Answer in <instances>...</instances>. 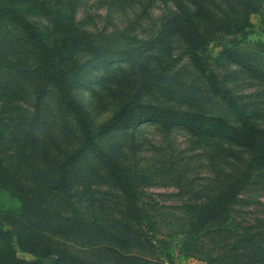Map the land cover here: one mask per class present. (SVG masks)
<instances>
[{"label": "rangeland", "instance_id": "obj_1", "mask_svg": "<svg viewBox=\"0 0 264 264\" xmlns=\"http://www.w3.org/2000/svg\"><path fill=\"white\" fill-rule=\"evenodd\" d=\"M45 10L31 4L19 11L39 30L48 44L58 35L53 21L71 22L96 44L110 49L129 48L153 38L161 24L175 10L168 0H39ZM213 0L214 13L228 12L245 21L241 31L216 33L204 57L219 84L240 103L246 104L254 123L264 128V77L228 60L221 51L230 48L255 67L264 70V0ZM64 56L77 69L74 96L84 106L96 129L131 100L189 109L215 115L236 123L226 105L214 96L206 79L184 52V44L172 37L145 54L143 67L126 64H98L80 48H69ZM35 55L21 31L11 22L0 21V159L13 176L30 190L32 204L40 209V230L53 247H70L77 253L87 250L81 233L73 231L69 210L59 194L47 192L45 184L55 177L50 163L60 160L76 146V128L68 129L56 110L51 90L36 115L33 81L28 70ZM96 92L98 96H96ZM134 184L138 204L145 212L141 226H130L128 246L122 252L153 259L166 257L174 264H204L208 254L220 255L221 244L193 227L188 207L210 197L231 171L220 156H214L209 142L183 129L166 131L157 124L115 132L100 140ZM93 171L73 175L75 205L85 220L95 217L120 224L121 195L106 172L91 163ZM95 170V171H94ZM94 205V206H91ZM88 206V207H87ZM234 225L251 226L264 217V190L247 189L235 206ZM20 203L0 188V226L15 236L14 219ZM238 225V226H237ZM18 257H36L19 248ZM151 244L147 242L148 237ZM221 261V259H218ZM46 260L45 262H47ZM218 261V262H219Z\"/></svg>", "mask_w": 264, "mask_h": 264}, {"label": "trees", "instance_id": "obj_2", "mask_svg": "<svg viewBox=\"0 0 264 264\" xmlns=\"http://www.w3.org/2000/svg\"><path fill=\"white\" fill-rule=\"evenodd\" d=\"M168 1L175 12L164 20L153 38L140 41L133 47L110 49L96 44L73 23L61 19L53 21L54 31L58 35L52 44H48L36 26L17 8L18 5L28 3L45 10L41 1L0 0V21L6 20L18 27L35 55L34 64L27 73L34 85L36 115L40 113L42 103L52 90L56 97V110L64 126L69 130L72 126L76 128V146L61 160L57 157L52 159L50 168L55 177L47 181L45 187L47 192L61 196L75 223L72 230L82 234L87 246L86 251L77 253L70 247H53L49 244L40 230V209L32 204L30 190L6 170L0 159V188L20 203V212L13 223L15 236L11 230L0 226V264H174L167 255L149 259L117 248L128 246L130 226H141L145 212L138 204L134 184L125 175L116 157L100 140L115 132L137 129L142 124H157L166 131L183 129L209 142L214 156L227 160L231 166V171L220 182L214 194L188 207L194 219L193 227L197 231L208 232L207 236L213 242L221 244V254H208L204 264H264V217L241 230L238 225H234L235 206L240 203L242 194L257 185L264 190V128L254 123L246 104L240 103L229 90L219 84L204 57L216 33L241 31L245 28V21L236 19L228 12H212L209 4L213 0ZM234 2L246 4L247 1ZM172 37H178L184 44L185 54L195 69L205 77L209 91L226 105L236 123L195 110L144 103L136 99L122 104L94 129L88 112L74 96L76 85L80 82L76 78L77 69L64 56L65 52L76 47L101 65L126 64L142 68L145 54ZM221 53L250 73L264 77V70L255 67L230 48H224ZM92 162L106 172L110 183L120 192L119 213L122 221L119 225L107 219H100L102 221L96 223L97 217L85 220L81 207L74 203L73 175L90 174L93 171ZM13 236L19 248L34 255L36 259L29 261L18 257ZM147 242L153 246L149 237Z\"/></svg>", "mask_w": 264, "mask_h": 264}]
</instances>
